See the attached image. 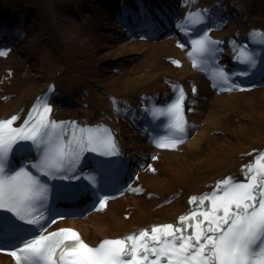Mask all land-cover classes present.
Segmentation results:
<instances>
[{"label":"bare ground","instance_id":"obj_1","mask_svg":"<svg viewBox=\"0 0 264 264\" xmlns=\"http://www.w3.org/2000/svg\"><path fill=\"white\" fill-rule=\"evenodd\" d=\"M232 7L234 13L240 14L242 18L238 16L228 20L230 13H227L221 27L222 35L227 37L231 30L239 31L236 37L229 40H233L231 44L240 40L250 43L254 30L264 34V0H239ZM65 8L69 10L67 3ZM75 12L78 15L79 10ZM49 13L48 30L51 36L48 40L56 62L52 64L46 57H42L22 76L24 71L20 69L10 75L8 69H11V64L3 63L5 61L0 59V120L19 115L20 120L16 121V125H21L45 84L55 73L61 71L56 86L60 97L67 95L71 98L74 108L68 111L70 121L76 124L87 120L109 123L119 130V141L127 149H133L137 145L127 139H135V136L124 126H120L115 110L119 106L116 104L111 107L113 101L108 102V98L116 96L126 101H137L147 94H159L165 87L162 83L164 79L173 83L190 77L200 79L196 72L190 70L184 51L174 41L163 43L160 52L162 57L157 64L151 65L150 47L154 44L114 43L108 31L106 36L110 43L99 50L103 49L102 56L118 60L122 71L121 75L110 76L108 64L105 66L97 62L98 50L90 47L89 38L81 34L77 36L72 27L65 26L58 17L55 0H50ZM110 27L114 29L112 24ZM135 53H139L137 63L131 65L130 55ZM233 54L234 50H229L227 57L230 59ZM169 58L180 61L179 68H173L168 62ZM2 91L4 92L1 93ZM79 103H87L88 108L81 107ZM192 117L197 118L202 127L183 145V154L160 158L153 163L158 173L141 174L139 181L147 191L165 196L164 199L157 200V205L169 195L180 196L173 203L162 207H151V202L145 196H124L109 203L103 212L69 222L70 226L76 227L87 244L95 247L105 239L154 225L176 222L187 210L186 202L190 195L201 193L218 178L236 172L239 165L250 161L264 147V87L247 94L215 96L211 103L205 105L203 116ZM213 132H216L215 135H211ZM138 147L142 151L144 147L150 146L140 143ZM0 264L11 262L0 255Z\"/></svg>","mask_w":264,"mask_h":264},{"label":"snow or ice","instance_id":"obj_2","mask_svg":"<svg viewBox=\"0 0 264 264\" xmlns=\"http://www.w3.org/2000/svg\"><path fill=\"white\" fill-rule=\"evenodd\" d=\"M206 18L207 10H201L189 12L186 19L201 23ZM145 23L151 24L147 19ZM210 31L207 29L193 40L194 50L200 56H214L220 51L214 47L219 42L212 40L208 35ZM236 59L255 66L253 55L243 48ZM194 63L199 64V60ZM217 74L229 85V91L232 87H240L230 78L235 73L230 74L220 67ZM240 74L247 75L246 72ZM175 87L179 91L178 99L157 111L172 117V126L181 137L156 140L162 148H175L187 138L188 121L183 114L185 93L182 87ZM113 103L115 106V97ZM52 111L53 106L45 94L20 126H16L19 115L0 120V209L14 213L21 221L37 225L36 230L28 229L13 217L0 214V223L13 225L14 240L11 246L0 244V252L10 253L15 264H264V151L244 165L245 179L235 180L228 176L212 191L191 196L194 207L179 217V226L171 223L154 225L151 230L143 229L138 234L105 239L95 247L87 244L72 228L47 232L41 223L45 217L43 213L37 214V208L43 207L41 201L48 199L49 185L29 170V164L38 173L55 179L60 170L75 169L86 151L101 155H113L118 151L115 137L106 127L85 128L70 121L67 123L72 125L71 139L65 140V122L52 119ZM19 141H31V145H21L18 152L34 146L40 154L39 160L34 163L26 160L23 166L11 168L9 159ZM72 178L79 179V175ZM87 178L96 183L94 176ZM96 194L98 206L106 207L109 197Z\"/></svg>","mask_w":264,"mask_h":264},{"label":"rangeland","instance_id":"obj_3","mask_svg":"<svg viewBox=\"0 0 264 264\" xmlns=\"http://www.w3.org/2000/svg\"><path fill=\"white\" fill-rule=\"evenodd\" d=\"M0 1H3V0H0ZM41 5L44 7V10H45V20L43 22H40L39 24V28L38 30L29 37L28 41L24 44V46H27V51L36 56V57H39V56H43V57H46L48 60H50V62L52 64H55V57L53 55V52H52V47H51V43H47V42H44L43 41V38L45 39H48L51 34H50V31L48 30V17H47V7H48V0H39ZM65 0H56V7H57V12H58V17L62 19V21L64 22V25L67 26L69 25L70 27L71 24H73L71 22V20H69V18H67L65 15H62L61 14V7H62V3L64 2ZM72 30L74 31V33L76 34L77 33V36H78V33L79 31H77L75 29V27L73 26L72 27ZM95 43H96V47L100 46V41H99V37L95 39ZM99 48V47H98ZM160 47H156V49H159ZM107 57L108 56H100L99 58L103 59V60H107ZM39 59H37L38 61ZM156 60H158V58H153V61L152 62H155ZM13 64H15L16 67H19L20 66V69L22 70H26L30 68V64L31 63H27L25 61V58L21 57H15L13 61ZM113 74V73H112Z\"/></svg>","mask_w":264,"mask_h":264}]
</instances>
